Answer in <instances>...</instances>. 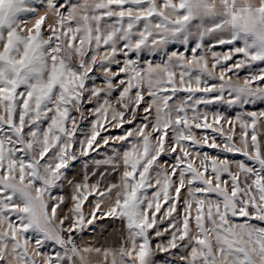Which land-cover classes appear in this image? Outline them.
<instances>
[{"label": "snow or ice", "instance_id": "1", "mask_svg": "<svg viewBox=\"0 0 264 264\" xmlns=\"http://www.w3.org/2000/svg\"><path fill=\"white\" fill-rule=\"evenodd\" d=\"M0 264H264V0H0Z\"/></svg>", "mask_w": 264, "mask_h": 264}, {"label": "rangeland", "instance_id": "2", "mask_svg": "<svg viewBox=\"0 0 264 264\" xmlns=\"http://www.w3.org/2000/svg\"><path fill=\"white\" fill-rule=\"evenodd\" d=\"M85 238H91V237H89L87 234H86V237Z\"/></svg>", "mask_w": 264, "mask_h": 264}]
</instances>
